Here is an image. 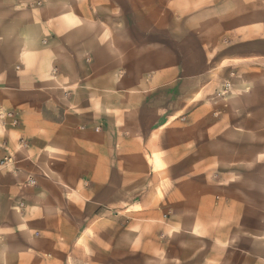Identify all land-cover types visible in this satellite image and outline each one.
I'll use <instances>...</instances> for the list:
<instances>
[{
	"label": "crops",
	"instance_id": "obj_1",
	"mask_svg": "<svg viewBox=\"0 0 264 264\" xmlns=\"http://www.w3.org/2000/svg\"><path fill=\"white\" fill-rule=\"evenodd\" d=\"M180 1L0 0V264H264L257 136L211 98L229 29Z\"/></svg>",
	"mask_w": 264,
	"mask_h": 264
},
{
	"label": "rangeland",
	"instance_id": "obj_2",
	"mask_svg": "<svg viewBox=\"0 0 264 264\" xmlns=\"http://www.w3.org/2000/svg\"><path fill=\"white\" fill-rule=\"evenodd\" d=\"M206 1H180L184 16L178 23L186 24L189 18L186 11L190 5H195V14H204L210 9L215 13L218 9V16H223L218 27L229 30L219 32L220 37L213 43H206L212 73L216 74L215 95L211 98L216 104L224 103L228 110L232 137L241 134L242 130L256 133V148L254 142H248L244 150L243 145L236 142L231 145V151L253 156L257 153V158L253 157L246 166L248 169L257 166L264 171V0H215L210 5ZM236 28L239 30H234ZM166 37L171 40L170 36ZM183 41L189 44L186 35ZM251 145L253 148L249 147ZM262 195L264 206V190ZM247 197L248 200L254 198L249 191ZM102 261L107 264L102 255H94L88 256V261L81 264H101Z\"/></svg>",
	"mask_w": 264,
	"mask_h": 264
},
{
	"label": "built area",
	"instance_id": "obj_3",
	"mask_svg": "<svg viewBox=\"0 0 264 264\" xmlns=\"http://www.w3.org/2000/svg\"><path fill=\"white\" fill-rule=\"evenodd\" d=\"M8 118H12L10 114H5L2 111H0V120L1 121H4L5 119H8ZM6 162H7L6 160H3L0 162V165H4ZM31 183H33V181H31Z\"/></svg>",
	"mask_w": 264,
	"mask_h": 264
}]
</instances>
